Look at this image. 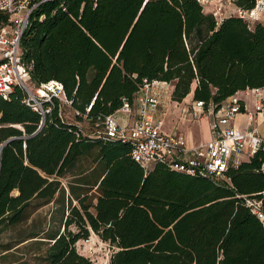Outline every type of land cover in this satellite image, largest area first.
<instances>
[{
  "label": "trees",
  "instance_id": "16d2710c",
  "mask_svg": "<svg viewBox=\"0 0 264 264\" xmlns=\"http://www.w3.org/2000/svg\"><path fill=\"white\" fill-rule=\"evenodd\" d=\"M7 18L0 12V24ZM20 48L31 80L61 81L91 119L132 104L144 78L173 82V101L192 92L204 109L264 87V25L217 24L197 0H43ZM39 120L19 88L0 96V145L12 137L0 149V264H18L9 258L29 244L36 255L46 246L41 264H95L76 249L92 233L111 248L108 264H264V228L244 201L264 202L263 149L214 182L162 164L145 173L129 143L82 135L57 105L34 133ZM48 203L47 223L36 225L32 214Z\"/></svg>",
  "mask_w": 264,
  "mask_h": 264
},
{
  "label": "built area",
  "instance_id": "2783aa9c",
  "mask_svg": "<svg viewBox=\"0 0 264 264\" xmlns=\"http://www.w3.org/2000/svg\"><path fill=\"white\" fill-rule=\"evenodd\" d=\"M41 1L43 0H0V12L8 17L6 23L0 24V96L8 99L13 89L21 90L23 102L40 116L34 133L40 130L46 117L57 105L58 115L66 122L75 124L82 135L129 143L131 158L145 173L154 165L162 164L171 170L209 178L214 182L227 180L224 174L226 170L238 165L243 157L248 159L259 149L264 150V132L258 130L256 120L257 114H264V87L246 90V93H252L255 98L253 110L247 109L246 104L235 95L217 108L210 105L207 111L212 114V137L203 143L188 146L182 134L165 132L161 128L163 114H158L160 100L151 89L153 85L166 82H150L144 78L132 104L123 99L122 106L116 112L130 115L131 119L127 123L119 122L114 113L91 119L86 114L90 105L86 108V113L74 109L72 99L65 94L63 83L57 79L33 82L29 68L22 59L20 39L29 24L31 12ZM197 1L202 7L209 2L214 3L210 13L217 24L226 17L236 16L248 28H252L255 23L264 25V0H255L250 8L237 6L233 0ZM193 106L200 109L199 116L204 113L203 101H193ZM66 109L70 110V116L66 114ZM241 112L245 113L247 120L244 129H238L232 124L236 115ZM80 119L94 122V125L100 126V130L84 131ZM261 194L264 195V191ZM244 198L245 205L264 228L263 200L256 197Z\"/></svg>",
  "mask_w": 264,
  "mask_h": 264
},
{
  "label": "rangeland",
  "instance_id": "374dc122",
  "mask_svg": "<svg viewBox=\"0 0 264 264\" xmlns=\"http://www.w3.org/2000/svg\"><path fill=\"white\" fill-rule=\"evenodd\" d=\"M214 3L209 2L207 5L203 7L204 12L210 13L212 10ZM173 85V82H167V85H156L154 86V91L158 94L160 97V100L164 103L168 102L167 100L171 101L168 105V110L165 115L166 119V125L165 128L168 129H175L177 133H180L184 136H188V132L191 131L193 133V141L196 142L194 144H199L203 143L205 141H202L201 135H202V128H203V138L207 135V122L209 118L211 117L209 111L207 109H203L204 113L201 114L200 118L199 116L197 118H194L192 121L187 122L186 120L184 121L183 119L180 120L178 116L174 115L177 111H179V108H176L172 106V99L171 95H169V90L171 86ZM193 93L190 92V96L188 99H183L180 101L177 107H185L187 108L186 112L183 113L185 115V118L188 119L190 117V113H193L194 110H197V115L199 114L198 108H193V99H192ZM188 96V95H187ZM186 96V97H187ZM170 97V98H169ZM66 114L68 116L71 115V112L69 109H66ZM80 125L83 127L84 131L87 132H93L96 129L100 130V126L94 125V122L88 121L86 119H80ZM205 123L207 125V128H205ZM204 125V126H202ZM16 127H20V125H16ZM188 138V137H187ZM189 139V138H188ZM89 161V158H84L82 159V166L87 165ZM73 180V177L71 176H66V177H61V187H66L69 188L70 182ZM65 189V188H64ZM53 204L48 203L45 205L40 206L31 216L30 220H32L36 225H41V224H46L50 212L52 211ZM23 227V226H22ZM22 229L20 225H18L16 228L12 230H6L1 234V238L6 240L9 238H12L13 236H16L18 233V230ZM69 229L76 231L75 225H70ZM30 241V240H28ZM31 243V242H28ZM27 243V244H28ZM25 244V245H27ZM46 246L42 245V249H40L41 254H37L39 257L42 255L43 250ZM32 248H38V246H32L31 244L28 245V248H25V246H19L17 248L18 250H14L12 258L9 259H19L18 264L27 262V264H41L40 259H36L38 256L34 253V250L32 251ZM76 249L78 250L79 253L89 257L95 264H106L108 262L110 253H111V248L105 243L102 242L96 235L91 234L87 240H79L76 243ZM39 253V251H37ZM36 252V253H37Z\"/></svg>",
  "mask_w": 264,
  "mask_h": 264
},
{
  "label": "crops",
  "instance_id": "0c3cea01",
  "mask_svg": "<svg viewBox=\"0 0 264 264\" xmlns=\"http://www.w3.org/2000/svg\"><path fill=\"white\" fill-rule=\"evenodd\" d=\"M157 85H167V82L166 83H159V84H157ZM154 86H156V85H153V87H152V89H151V92L153 93V94H155L158 98H159V100H160V97L158 96V94L154 91ZM172 88H173V85L171 86V88H170V90H169V95H171V92H172ZM246 90L247 89H245V90H240V91H237L234 95L235 96H237L238 98H240L245 104H246V106H247V109H250V110H253V104H254V101H255V98H254V96H253V94L252 93H250V92H248V93H246ZM189 96H190V93H189V95L187 96V97H185L184 99H188L189 98ZM170 98V97H169ZM226 100H229V98H227ZM225 100V101H226ZM168 102H166V103H164V102H162L161 100H160V108L158 109V114H163V124H162V130L163 131H165V132H176V130L175 129H166L165 128V125H166V119H165V115H166V113H167V110H168V105H169V103H171V101H169V100H167ZM172 103H174V104H172V106H174V107H176V108H179V111H177L174 115H176V116H178V118H180V120L181 119H183L184 121L186 120L187 122H189V121H192L194 118H197L199 115H197V110H194L193 111V113H190L189 115H190V117L188 118V119H186L185 118V115L183 114V113H185L187 110V108H185V107H177L179 104H181V103H179V102H176V101H172ZM193 103V102H192ZM193 108H197V107H194L193 106ZM114 115H115V117H116V119H118L119 120V122H121V123H127L128 121H130V119H131V116L130 115H127V114H122V113H120V112H115L114 113ZM210 115H211V117L209 118V120H208V122H207V125H208V128H207V125H206V123H205V126L204 125H202V126H204L205 128H207V135L205 136V138H203L202 136H203V128H202V135H201V139H202V141H208V140H210V138L212 137V132H211V130H210V120H211V118H212V114L210 113ZM199 118H200V116H199ZM256 120H257V125H258V130L260 131V132H264V114H257L256 115ZM232 124L236 127V128H238V129H244V128H246V126H247V120H246V115H245V113L244 112H241V113H239V114H237L236 115V117L234 118V120L232 121ZM184 136V135H183ZM192 136H193V133L191 132V131H189L188 132V138L186 137V136H184V138H185V141H186V144L188 145V146H194V145H196V144H194V143H196V142H194L193 141V138H192ZM244 160H247L246 158H244L243 157V159H242V161H244ZM93 234V233H92ZM95 235V234H94Z\"/></svg>",
  "mask_w": 264,
  "mask_h": 264
},
{
  "label": "water",
  "instance_id": "95a60500",
  "mask_svg": "<svg viewBox=\"0 0 264 264\" xmlns=\"http://www.w3.org/2000/svg\"><path fill=\"white\" fill-rule=\"evenodd\" d=\"M12 139V137L11 138H8L7 140H5L1 145H0V149H1V147L4 145V144H6L9 140H11Z\"/></svg>",
  "mask_w": 264,
  "mask_h": 264
}]
</instances>
